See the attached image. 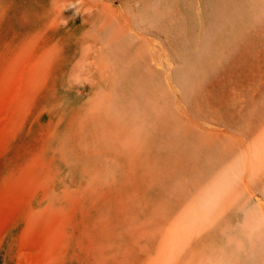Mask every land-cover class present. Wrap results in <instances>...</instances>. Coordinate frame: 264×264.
I'll list each match as a JSON object with an SVG mask.
<instances>
[{
	"label": "rangeland",
	"instance_id": "rangeland-1",
	"mask_svg": "<svg viewBox=\"0 0 264 264\" xmlns=\"http://www.w3.org/2000/svg\"><path fill=\"white\" fill-rule=\"evenodd\" d=\"M222 1L199 62L187 0H0V264H264V0Z\"/></svg>",
	"mask_w": 264,
	"mask_h": 264
},
{
	"label": "bare ground",
	"instance_id": "bare-ground-1",
	"mask_svg": "<svg viewBox=\"0 0 264 264\" xmlns=\"http://www.w3.org/2000/svg\"><path fill=\"white\" fill-rule=\"evenodd\" d=\"M188 5L190 6L188 12V26L191 27L195 33L188 41V53H195V61H203L205 59V53L203 52L207 42L210 38L211 31L214 28L220 27L223 25L225 17L230 14V5L231 3L223 2L222 0H208L207 7L205 9L199 8V3L196 0H187ZM226 17V18H227ZM222 18V19H221ZM199 48L200 51H196ZM195 63V62H194ZM179 74L182 73L185 75V84L188 85L189 81L192 80L193 71L191 69H186L183 71H178ZM191 83V81H190ZM189 83V84H190ZM184 85V86H185Z\"/></svg>",
	"mask_w": 264,
	"mask_h": 264
}]
</instances>
